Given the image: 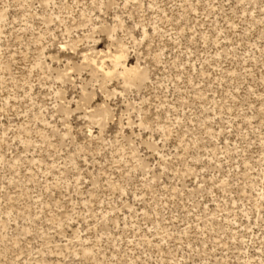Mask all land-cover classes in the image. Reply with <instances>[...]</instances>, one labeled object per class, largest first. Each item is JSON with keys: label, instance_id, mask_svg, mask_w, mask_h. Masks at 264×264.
I'll return each mask as SVG.
<instances>
[{"label": "rangeland", "instance_id": "rangeland-1", "mask_svg": "<svg viewBox=\"0 0 264 264\" xmlns=\"http://www.w3.org/2000/svg\"><path fill=\"white\" fill-rule=\"evenodd\" d=\"M0 264H264V0H0Z\"/></svg>", "mask_w": 264, "mask_h": 264}]
</instances>
